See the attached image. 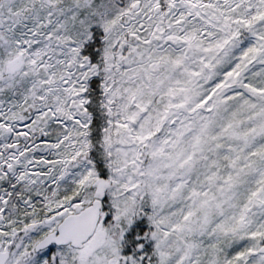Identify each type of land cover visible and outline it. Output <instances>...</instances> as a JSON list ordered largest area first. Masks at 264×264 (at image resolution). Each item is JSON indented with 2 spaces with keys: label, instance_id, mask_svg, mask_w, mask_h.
<instances>
[{
  "label": "snow or ice",
  "instance_id": "6c2138e0",
  "mask_svg": "<svg viewBox=\"0 0 264 264\" xmlns=\"http://www.w3.org/2000/svg\"><path fill=\"white\" fill-rule=\"evenodd\" d=\"M0 264H264V0H0Z\"/></svg>",
  "mask_w": 264,
  "mask_h": 264
}]
</instances>
